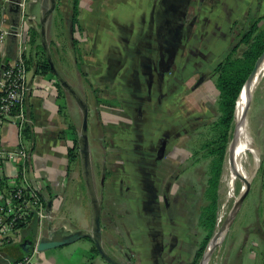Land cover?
<instances>
[{
    "label": "crops",
    "instance_id": "obj_1",
    "mask_svg": "<svg viewBox=\"0 0 264 264\" xmlns=\"http://www.w3.org/2000/svg\"><path fill=\"white\" fill-rule=\"evenodd\" d=\"M27 2V118L0 130L5 150L0 194L36 191L51 201L54 219L33 217L13 232L11 241L0 245V264L27 255L20 246L25 240L34 243L31 264H110L94 250L97 209L102 244L120 262L190 264L204 240L199 244L204 232L194 188L199 180L189 177L184 164L190 123L207 116L205 81L243 33L237 29L257 20L264 27V0ZM21 20L16 6L4 5L3 26ZM172 42L176 65L159 82L156 58ZM18 43L9 36L0 56L17 58ZM48 57L61 77L37 70V62ZM189 71L196 74L182 81ZM197 78L199 86L190 92ZM158 83L166 96L157 98ZM84 105L87 155L81 136ZM163 138L168 144L160 159ZM76 143L78 156L72 161L69 149ZM19 149L26 156H16ZM76 231L86 235L57 248L36 249L43 237Z\"/></svg>",
    "mask_w": 264,
    "mask_h": 264
},
{
    "label": "rangeland",
    "instance_id": "obj_2",
    "mask_svg": "<svg viewBox=\"0 0 264 264\" xmlns=\"http://www.w3.org/2000/svg\"><path fill=\"white\" fill-rule=\"evenodd\" d=\"M247 28L248 25L245 24L240 26L237 30L239 32H244ZM238 38L239 35L232 44H235ZM244 47L245 45L240 47L239 53L243 51ZM193 60H195L194 57ZM216 62L217 61H214V64H216ZM190 64H195V62H190ZM193 74L196 73L189 71L187 73V78L191 77ZM205 82L206 85L203 88L208 94L206 96L207 108H205L208 110L209 115L207 114L204 119H199L190 123V140L188 141L190 152L188 160L184 163L188 165L191 170L189 177L195 181L197 178L199 180V184H194V188L196 193L199 194L200 205L203 203L202 199L208 177L207 170L209 160L201 158L199 161H195L194 151L211 138L209 123L214 121L219 115L217 102L219 92L215 85V78L208 76ZM248 117L256 143L260 147V166L255 173L249 192L245 194L242 200L241 206H237L239 209L233 221L230 226H227L223 231V236L219 240L218 249L212 257L210 264H264V170H262L264 165H262V162H264V76L253 95L248 110ZM227 160L228 154L225 165L227 164ZM225 165L219 191V211H217L222 217L219 221V216L217 214V228L223 224L234 207L236 195L240 192L237 190V184H240V190L242 186V182L239 180L234 183L232 189L229 187L225 179ZM200 228L202 227L200 226ZM202 230L204 232L199 235V244L206 235V231L203 228Z\"/></svg>",
    "mask_w": 264,
    "mask_h": 264
},
{
    "label": "trees",
    "instance_id": "obj_3",
    "mask_svg": "<svg viewBox=\"0 0 264 264\" xmlns=\"http://www.w3.org/2000/svg\"><path fill=\"white\" fill-rule=\"evenodd\" d=\"M77 12V9L75 10ZM259 20L253 22L243 32L225 58L218 63L212 72L215 85L219 92V115L209 123L211 138L194 151V160L201 158L209 160L207 181L204 189L203 203L199 208V225L206 231L204 240L199 245L196 255L190 264H199L205 248L217 228V211L219 207L220 185L224 165L228 154V147L233 138L235 128V108L238 96L253 71L258 58L264 52V27L260 28ZM35 38L33 39V42ZM245 45L243 51L239 49ZM37 70L43 74H53L47 58L37 62ZM29 129V128H28ZM27 129V130H28ZM76 146L69 149L70 160L78 156ZM264 162H262V165ZM262 170H264V165ZM240 190V184H237ZM94 250L98 252L96 246ZM264 257V251H263Z\"/></svg>",
    "mask_w": 264,
    "mask_h": 264
},
{
    "label": "built area",
    "instance_id": "obj_4",
    "mask_svg": "<svg viewBox=\"0 0 264 264\" xmlns=\"http://www.w3.org/2000/svg\"><path fill=\"white\" fill-rule=\"evenodd\" d=\"M28 4L27 0H3L0 5V52L9 36L17 38L20 48V54L14 60L7 61L0 56V130L7 123L21 124L27 118L24 99L29 86L28 65L24 56L27 39L23 23L31 18L26 13ZM4 5L16 6L22 17L21 22L3 26ZM4 153V147L0 144V160ZM15 155L24 157L26 152L19 149ZM46 204V200L38 192H28L24 188H17L9 194H0V245L10 242L12 233L28 224L33 217L41 221L54 219ZM217 214L220 221L222 216L219 212ZM9 264H31V258L27 254Z\"/></svg>",
    "mask_w": 264,
    "mask_h": 264
},
{
    "label": "bare ground",
    "instance_id": "obj_5",
    "mask_svg": "<svg viewBox=\"0 0 264 264\" xmlns=\"http://www.w3.org/2000/svg\"><path fill=\"white\" fill-rule=\"evenodd\" d=\"M264 76V55L259 60L256 69L242 89L236 107V132L231 144L228 147V160L226 169V180L232 189L236 181H241L242 186L239 194L236 195L235 204L226 220L221 224L213 238L211 239L201 264H210L212 257L218 249L220 238L225 228L230 226L242 200L251 186L256 171L260 166V147L257 145L254 133L251 129L248 110L251 105L253 95ZM222 222V221H221ZM227 233V232H226Z\"/></svg>",
    "mask_w": 264,
    "mask_h": 264
},
{
    "label": "water",
    "instance_id": "obj_6",
    "mask_svg": "<svg viewBox=\"0 0 264 264\" xmlns=\"http://www.w3.org/2000/svg\"><path fill=\"white\" fill-rule=\"evenodd\" d=\"M263 55H264V52L258 58V60L256 62V65H255L253 71L251 72L250 76L248 77L247 81L249 80V78L253 74L254 70L257 67V64H258L259 60L261 59V57ZM48 61L50 63V66H51L53 72L57 76L61 77L60 72L58 71V69H57L56 65L54 64V62L52 61L51 57H48ZM247 81L243 85V88L246 85ZM241 92H242V90H241ZM241 92H240V94H241ZM240 94L238 96L237 102L239 100ZM237 102H236V107H237ZM235 115H236V108H235ZM88 124H89V111H88V107L86 105H84V118H83V127H82L81 136H82V152H83V154H86V155L88 154V151H89ZM235 132H236V122H235V128H234V132H233V138H234ZM233 138H232V140H233ZM231 142H230V144H231ZM249 190H250V186H248V190H247L246 193H248ZM46 205H47L48 211L53 214V209L50 207L51 201H49V202L47 201ZM101 218H102L101 210L97 209L96 210V216H95V228H94L93 235H91V237L93 238V240L95 242V246H96L99 254L105 260H107L110 264H124V263L120 262L118 259H116L115 257L111 256L105 250V248H104V246L102 244V241H101V238H102V222H101ZM52 220L53 219H49L48 221H52ZM215 232H216V230H215ZM215 232L212 235V237L210 238V240H209V242H208V244H207V246L205 248V251H206L211 239L215 235ZM85 235L86 234H84L82 231H76V232H72V233H70L68 235L61 236V237H43V238L40 239V241L36 245V249L39 250V251H45V250H48V249L57 248V247H60V246L66 245V244L73 243V242H75L76 240H78L79 238H81V237H83ZM20 246L22 247L23 252H25L26 254H29L34 248V243L31 240H25L23 243L20 244ZM205 251H204V254H205ZM204 254H203V256H204ZM203 256H202V258H203ZM202 258H201L199 264H201Z\"/></svg>",
    "mask_w": 264,
    "mask_h": 264
},
{
    "label": "flooded vegetation",
    "instance_id": "obj_7",
    "mask_svg": "<svg viewBox=\"0 0 264 264\" xmlns=\"http://www.w3.org/2000/svg\"><path fill=\"white\" fill-rule=\"evenodd\" d=\"M173 43L172 42V46L170 48H167L166 51L164 50H161L159 56L156 58V75H158V80L160 82V80L162 81L165 76L169 75L170 73H172L173 71V68L175 67L176 65V59H177V48H176V45L175 47H173ZM193 67L195 69H193V71H196V65H193ZM188 73V72H187ZM187 73H183V80H186L187 79ZM212 74H210L211 76ZM202 76V74H199V78ZM209 76V75H208ZM207 76V77H208ZM205 77V76H204ZM173 81H174V84L177 85V82L179 80V76L173 75ZM189 78V77H188ZM197 78L191 85H190V92L191 91H196V89L198 88L199 86V81ZM199 83H198V82ZM160 83H158V86H159V92H158V96L157 98L159 97H164L166 96V94L164 92H162L161 90V86L159 85ZM174 85V86H175ZM174 90H175V87H174ZM174 94H175V91H174ZM164 140H162L163 142H161V146L158 150V154H157V158H160L162 159L165 155V150H166V146L168 144V140L163 138Z\"/></svg>",
    "mask_w": 264,
    "mask_h": 264
}]
</instances>
